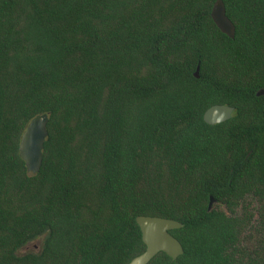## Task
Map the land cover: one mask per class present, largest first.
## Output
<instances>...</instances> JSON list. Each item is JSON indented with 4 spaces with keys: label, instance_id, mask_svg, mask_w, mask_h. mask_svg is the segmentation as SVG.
I'll list each match as a JSON object with an SVG mask.
<instances>
[{
    "label": "trees",
    "instance_id": "obj_1",
    "mask_svg": "<svg viewBox=\"0 0 264 264\" xmlns=\"http://www.w3.org/2000/svg\"><path fill=\"white\" fill-rule=\"evenodd\" d=\"M215 1L0 0V264H128L137 216L183 225L148 264H264V0H221L232 39Z\"/></svg>",
    "mask_w": 264,
    "mask_h": 264
},
{
    "label": "water",
    "instance_id": "obj_2",
    "mask_svg": "<svg viewBox=\"0 0 264 264\" xmlns=\"http://www.w3.org/2000/svg\"><path fill=\"white\" fill-rule=\"evenodd\" d=\"M211 18L216 27L229 38L234 37L235 28L225 14V7L221 0H216ZM199 78V67L194 73ZM257 96H264V90L258 91ZM234 108L224 104L209 107L203 114V121L207 125H215L229 120ZM48 115L42 114L34 117L22 133L18 146L19 157L24 162L27 173L36 175L41 167L44 143L48 136ZM214 199L209 198L208 211L212 209ZM136 223L141 231L142 242L145 250L133 258L128 264H148L158 253L163 252L172 260L183 254L181 243L169 231L182 228L183 225L172 219L152 216H137Z\"/></svg>",
    "mask_w": 264,
    "mask_h": 264
},
{
    "label": "rangeland",
    "instance_id": "obj_3",
    "mask_svg": "<svg viewBox=\"0 0 264 264\" xmlns=\"http://www.w3.org/2000/svg\"><path fill=\"white\" fill-rule=\"evenodd\" d=\"M42 240H43V238L39 237V238L29 242L28 244H26L25 246L20 248L17 253L19 255H23V254H27V253H38L41 249V246H42Z\"/></svg>",
    "mask_w": 264,
    "mask_h": 264
}]
</instances>
